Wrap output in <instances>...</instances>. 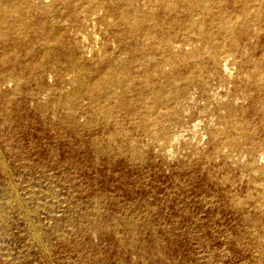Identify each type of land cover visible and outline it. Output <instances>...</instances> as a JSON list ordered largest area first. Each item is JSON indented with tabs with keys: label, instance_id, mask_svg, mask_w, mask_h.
Wrapping results in <instances>:
<instances>
[{
	"label": "rangeland",
	"instance_id": "obj_1",
	"mask_svg": "<svg viewBox=\"0 0 264 264\" xmlns=\"http://www.w3.org/2000/svg\"><path fill=\"white\" fill-rule=\"evenodd\" d=\"M24 1L0 0L22 29L0 22V264H264L263 0ZM139 51L158 74L89 90ZM167 78L183 94L148 120L137 89Z\"/></svg>",
	"mask_w": 264,
	"mask_h": 264
},
{
	"label": "bare ground",
	"instance_id": "obj_2",
	"mask_svg": "<svg viewBox=\"0 0 264 264\" xmlns=\"http://www.w3.org/2000/svg\"><path fill=\"white\" fill-rule=\"evenodd\" d=\"M166 1H168L169 8L173 9L174 6H175L174 3H175L176 0H166ZM187 1H190V0H187ZM209 2H210V0H194L193 6L196 7L200 11H209L210 10ZM263 3H264V0H263ZM11 8L15 12L19 13L21 15L22 19L23 18L24 19H28L29 18L30 11H29V1L28 0H25L22 4H18V5L12 4ZM259 15H261V11L255 10L251 4H246L242 8V11H241L239 17L243 21V25L246 28H248L252 18L255 17V16H259ZM124 16H126V13H124ZM0 22L3 25V30H4V32H3L2 36H1L2 39H5V38L7 39L9 33H11V32L12 33H18L20 31H22V29H20L17 24L8 23L4 16H0ZM91 23H93V22H91ZM193 25L196 27V29L198 31V35L200 36L201 39H203L205 41H210L211 40L210 34H209L208 30L205 27L201 26L197 22H194ZM150 26H154L155 27V25L152 24V19L147 18V17H142V18H139V19L134 20L132 22H129L128 29L130 31H137L140 28H147V27H150ZM220 28L223 31H227L228 30V28L224 27V26H221ZM152 48H153V50H156V51L159 50V51H162V52H168L170 50V39H164L161 42L155 43ZM101 52H103V51H101ZM221 52H222V48L221 47H218L216 50H205V54L209 55L210 57H217V56L221 55ZM105 55H106V53H105ZM69 60L71 61L72 65L74 67L82 68V63L80 64L79 61L75 60L71 55H69ZM133 62H137V63H140L142 65H145L147 67L148 72L150 74H158V67L155 64H153L151 55L149 53H145V52L139 51L138 56H134L131 60L123 61L119 65H117L116 67L109 68V70L100 79L98 84H96L95 86L94 85L89 86L91 88V89L89 88V90H92V88H96L98 90H101V92H104V91H109V90H111V91L115 90V88L124 87L126 85L127 79L129 78L130 67H131ZM195 76H196V72H193L192 75L189 77V79L192 80V79L195 78ZM92 86H94V87H92ZM82 89H84V88H82ZM182 94H183V87L180 86L178 81L176 79H174V78L164 79L163 81L160 82L159 86L154 87V88H150L149 89L147 87H141L140 89H137V98L139 100H141L142 104H144L147 107V109H148L147 110V118H148V120H151L154 117L156 109H158V110L163 109V110H166V111H170L173 108V106L176 103V101L182 96ZM189 95H191V93ZM69 97L73 98V100H76L77 99L76 92L71 93L69 95ZM150 100L154 104L153 106L149 105V101ZM129 102H131V99H128V100L120 99L119 105L122 106V107H127L129 105ZM158 126H160V125H158ZM175 130H177V129H175ZM172 140L175 141L174 136H173ZM174 141H171V142H174ZM171 142H170V144H171Z\"/></svg>",
	"mask_w": 264,
	"mask_h": 264
}]
</instances>
